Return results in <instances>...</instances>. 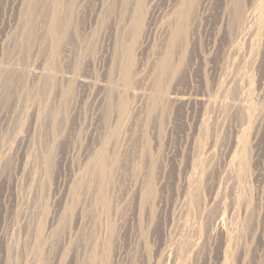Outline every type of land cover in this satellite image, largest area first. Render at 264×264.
I'll list each match as a JSON object with an SVG mask.
<instances>
[{"label":"rangeland","instance_id":"obj_1","mask_svg":"<svg viewBox=\"0 0 264 264\" xmlns=\"http://www.w3.org/2000/svg\"><path fill=\"white\" fill-rule=\"evenodd\" d=\"M0 264H264V0H0Z\"/></svg>","mask_w":264,"mask_h":264},{"label":"bare ground","instance_id":"obj_2","mask_svg":"<svg viewBox=\"0 0 264 264\" xmlns=\"http://www.w3.org/2000/svg\"><path fill=\"white\" fill-rule=\"evenodd\" d=\"M250 16V15H249ZM249 22H251V21H249ZM247 26V25H246ZM247 28V27H246ZM253 32V31H252ZM252 34V33H251ZM146 36V35H145ZM245 44V43H244ZM236 51V50H235ZM238 51H239V49H238ZM239 105V104H238ZM237 107V106H236ZM235 108V107H234ZM236 109V108H235ZM249 117V116H248ZM187 170V169H186ZM219 219V218H218ZM217 221V220H216ZM223 224V223H222ZM221 225V224H220ZM216 228H218V229H220L219 228V226H218V224L216 225ZM168 258V257H167ZM167 263H169V262H167Z\"/></svg>","mask_w":264,"mask_h":264}]
</instances>
